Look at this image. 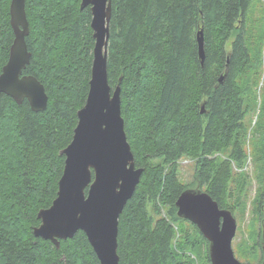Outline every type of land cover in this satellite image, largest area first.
<instances>
[{
    "label": "trees",
    "instance_id": "16d2710c",
    "mask_svg": "<svg viewBox=\"0 0 264 264\" xmlns=\"http://www.w3.org/2000/svg\"><path fill=\"white\" fill-rule=\"evenodd\" d=\"M80 2L25 0L23 73L44 85L48 102L35 112L0 94V264H99L82 231L58 248L33 233L38 211L56 197L61 151L88 93L94 40L90 6ZM9 3L0 0V72L14 39ZM263 64L264 0H111L108 83L111 91L119 83L125 134L143 168L118 218L119 264H210L208 241L175 203L199 188L243 217L248 145L259 188L253 244L240 239L237 248L243 264H264V228L256 227H264ZM183 157L195 164L193 186L179 178Z\"/></svg>",
    "mask_w": 264,
    "mask_h": 264
},
{
    "label": "water",
    "instance_id": "95a60500",
    "mask_svg": "<svg viewBox=\"0 0 264 264\" xmlns=\"http://www.w3.org/2000/svg\"><path fill=\"white\" fill-rule=\"evenodd\" d=\"M87 6L94 40L88 93L77 112L72 139L61 151L65 159L56 197L49 207L38 211L40 223L33 233L58 248L61 239L82 231L99 264H119L118 218L132 197L143 168L135 165L125 134L119 83L113 91L108 83L111 0H81L80 9ZM9 14L14 39L0 72V94L17 104L27 100L33 111H43L48 102L44 85L35 76L23 73L31 58L26 43L29 24L25 0H10ZM197 45L203 65L202 29L197 33ZM226 60L228 63L229 55ZM175 205L177 215L196 225L208 241L210 264H243L232 248L237 223L229 209L220 208L206 191L192 187L180 193Z\"/></svg>",
    "mask_w": 264,
    "mask_h": 264
},
{
    "label": "rangeland",
    "instance_id": "374dc122",
    "mask_svg": "<svg viewBox=\"0 0 264 264\" xmlns=\"http://www.w3.org/2000/svg\"><path fill=\"white\" fill-rule=\"evenodd\" d=\"M263 76H264V64H263L262 78ZM255 119L256 117L253 116L252 125L254 124ZM246 153H247V159L245 161L243 172H245L249 176L250 184H248V195L246 199L245 212H244L243 217L240 216L239 212L235 214L233 213L236 219L237 229L235 232V236L232 239V248H233L235 257L241 262H245V260L240 257L239 250L237 248V243L240 239H245L248 241L249 246H252L253 244L252 240H249L248 234L251 228L248 225V223L250 220H252V215H253L252 201L254 197L256 196L257 190L259 188L258 181L254 176V167H253V160L251 156L250 145L246 147ZM177 164H178L177 172H178L179 178L182 180L183 183L189 186H193L191 184V181L193 179V174L195 170L194 162L190 159L183 157L179 159ZM234 171H238V169L235 167ZM256 227L257 228L259 227V230L264 228L262 225H259V226L257 225Z\"/></svg>",
    "mask_w": 264,
    "mask_h": 264
}]
</instances>
